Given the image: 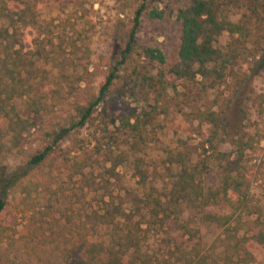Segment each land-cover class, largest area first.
Masks as SVG:
<instances>
[{
    "label": "rangeland",
    "instance_id": "obj_1",
    "mask_svg": "<svg viewBox=\"0 0 264 264\" xmlns=\"http://www.w3.org/2000/svg\"><path fill=\"white\" fill-rule=\"evenodd\" d=\"M31 1L40 21L53 23L54 43L61 50L56 59L42 64L48 76L39 89L11 101L13 122L17 116L26 122L24 128L16 129V138L14 127L0 122V175L23 165L30 154L53 144L54 133L69 127L75 108L93 100L109 71L118 68L92 118L84 127L68 131L59 143L53 144L55 152L39 180H35L36 189L30 191L27 187L25 192L12 190L7 194L0 213V264H8L7 259L15 256L21 257L23 264H62L52 251L55 229L81 227L83 199L97 207L101 197L117 199L127 190L139 192L132 170L136 158L155 168L151 184L160 190L167 187L175 167L164 161L168 150L178 149L175 130L182 131L187 138L193 162L203 157L199 155L201 138L197 131L198 128L204 131L209 124L199 119L200 111L219 113L226 136L218 149L230 159L238 156L236 141H249L251 145L243 149V164H255L263 155L264 140L259 137L264 134V68L261 67L264 16L249 23L248 36L225 32L218 38V46L224 49L230 46L236 55L220 72V77L212 72L191 79L168 78L159 83V72H166L177 60L181 24L176 14L188 0ZM224 2L230 20L238 22L245 11L243 0ZM142 3L145 9L136 30L134 49L117 66L135 9ZM152 8L162 10L163 16L150 17L148 12ZM26 34L30 40L32 32L27 30ZM146 48L160 49L165 62L150 60L145 55ZM126 122L134 126L135 132ZM117 155L124 160L114 166L112 157ZM64 157H69V161ZM83 158L88 163L80 172L84 178L70 167ZM219 177L215 161L201 175L203 184L212 187L219 183ZM85 180L93 184L84 195ZM251 193L254 203L264 212V171L253 182ZM61 211L74 216L78 226L67 228ZM182 213L192 227L199 229L201 253L208 255L210 264H264V246L252 263L243 262L242 255L237 254L240 244L237 241L241 235L251 234L257 213L243 215L238 225L233 222L228 229L202 222L186 206ZM161 237L164 235H149L142 244L143 254L156 256L163 249Z\"/></svg>",
    "mask_w": 264,
    "mask_h": 264
},
{
    "label": "trees",
    "instance_id": "obj_2",
    "mask_svg": "<svg viewBox=\"0 0 264 264\" xmlns=\"http://www.w3.org/2000/svg\"><path fill=\"white\" fill-rule=\"evenodd\" d=\"M243 4L245 11L238 22L230 20L225 11L224 0H188L184 7L179 8L176 17L181 24V33L177 60L166 72H159L158 82L164 83L168 78L191 79L197 74L207 76L212 72L220 77L226 65L231 64L236 55L230 46H226V49L218 46V38L225 32L248 36L251 34L249 23L264 16V0H243ZM144 9V3L135 9L133 24L127 31L128 40L117 66L122 65L134 49L136 30ZM148 14L150 17L161 18L163 11L152 8ZM0 23V122L14 127L13 136L16 138V129L24 128L26 122L18 116L13 122L11 114L14 106L11 101L29 96L39 89L48 76L42 64L56 59L61 49L54 43L53 23L40 21L34 1L0 0ZM27 30L32 32L30 40L27 38ZM144 52L150 60L165 62V57L158 48H146ZM261 67L264 68V59ZM117 68L115 66L109 71L93 100L84 107L75 108L76 114L70 117L69 127L54 133L53 144L59 143L68 131L84 127L92 118L97 105L103 101L116 78ZM197 116L209 124V128L204 131L199 128L197 131L201 138L199 155L203 156L202 159L199 162L192 161L193 152L187 149V138L182 131L175 130L178 149L168 150L164 161L175 167V171L169 185L161 190L150 183V178L155 176V168L145 166L140 158L134 159L132 170L140 191L127 190L122 198L118 196L117 199L113 196L107 199L101 197L97 207L92 206L89 200L80 201L83 218L81 227L54 231L56 237L53 239L55 245L52 251L59 262L210 264L207 261L208 255L201 253L197 239L199 229L192 227L182 215L185 206L199 216L202 222L227 229L233 222L238 225L243 215L257 213L251 234H243L237 241V244L240 242L237 254L242 255L243 262H254L256 254L264 246V218H261L264 212L254 203L251 186L264 171V152L257 163L247 166L242 163L241 155L244 148L251 146L250 142L236 141L238 156L230 159L227 153L218 149L219 143L224 142L226 136L219 113L207 109L200 111ZM126 124L128 126L129 123ZM130 129L132 132L136 130L134 126ZM259 140H264V134L260 135ZM53 144L30 154L23 165L1 173L0 213L10 191L25 192L27 187L30 191L36 189L35 180H39L43 168L55 152ZM120 156L112 157L114 166L123 162L124 159ZM64 159L69 161V157ZM212 161L217 163L220 171L219 183L215 187L203 184L201 179L203 170ZM87 164L83 158L81 161H74L70 167L74 173H80ZM80 174L83 178L86 177L84 173ZM92 184L85 180L84 195L90 191ZM61 215L66 219L67 228L78 226L74 216L62 211ZM162 234L164 238L161 237L159 241L163 249L154 257L144 255L142 244L145 239L149 235ZM7 262L23 264L19 256L7 259Z\"/></svg>",
    "mask_w": 264,
    "mask_h": 264
}]
</instances>
